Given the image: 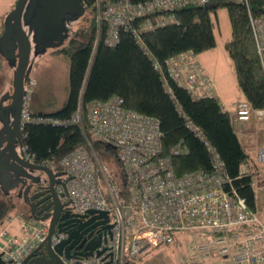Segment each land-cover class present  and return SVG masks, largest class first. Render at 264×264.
<instances>
[{"label":"built area","instance_id":"built-area-1","mask_svg":"<svg viewBox=\"0 0 264 264\" xmlns=\"http://www.w3.org/2000/svg\"><path fill=\"white\" fill-rule=\"evenodd\" d=\"M182 5L180 0H152L145 5L121 0L115 11L110 8L102 12L108 18V43L115 44L118 28H128L127 22L135 17L149 16L160 10L171 11ZM251 26L264 76V14L252 16ZM167 69L169 77L192 92L195 98L215 95L213 81L192 52L174 56L167 62ZM30 95L28 86L24 123L33 120L27 107ZM85 107L86 118L95 126L90 134H85L86 147L76 148L59 161L66 176L65 186L59 192L71 200L70 209L75 214L104 211L109 221L92 228L82 238L88 243L100 237L102 243L93 250L92 256L68 259L62 253L61 264H126L145 248L171 245L185 232L208 234L210 242L197 248L203 260L217 263L220 259L219 264H264V218L261 212L251 211L232 188L224 162L199 130L192 127L209 147L212 170L201 169L178 176L172 156L181 153V148L173 147L167 155L164 153L161 126L156 117L128 109L120 96L96 100ZM235 111L241 122L264 118V109L253 110L245 100ZM71 122L81 127L85 125L83 107ZM97 123H101V127H97ZM91 138L114 151L123 187L113 182L108 164L94 152ZM23 150L30 159L34 158L25 145ZM258 156L264 161V148ZM92 225L94 222L89 227ZM21 230L23 236L6 229L1 233L6 238L1 249L6 264H23L35 249L46 243L49 223L23 218ZM68 237L69 232L57 230L51 237V248L56 249ZM82 250L83 247L78 251ZM40 251L44 249L39 250L38 255H45Z\"/></svg>","mask_w":264,"mask_h":264},{"label":"trees","instance_id":"trees-1","mask_svg":"<svg viewBox=\"0 0 264 264\" xmlns=\"http://www.w3.org/2000/svg\"><path fill=\"white\" fill-rule=\"evenodd\" d=\"M120 1L84 0L91 10L90 26L82 28L68 47L62 49L71 62L66 102L50 111L33 98L35 88L30 95L27 107L33 120L23 129L29 154L40 164L46 162L60 168L62 158L88 145L82 127L71 122L78 109L83 107L86 123L85 106L89 102L120 96L128 109L158 118L166 155L173 147L181 148V153L172 156L178 176L212 170L209 147L192 127L199 130L224 162L232 188L251 211H256L258 201L253 189L256 172L244 173L241 168L250 163V156L242 145L233 116L223 110L214 96L195 98L192 92L179 86L169 77L167 62L180 54L197 55L215 48L213 17L217 22L218 10L225 9L232 25V38L225 43L226 50L233 60L239 87L253 109H264V76L251 26L252 16L264 14V0H180L183 5L171 12L160 10L147 17L138 16L127 22L128 28L120 26L116 43L110 46L104 11L110 7L115 11ZM128 1L145 5L152 0ZM98 8L101 18L96 14ZM1 73L0 65V76ZM94 142L93 148L102 161L109 164L110 157L114 159L120 179L121 168L114 151L100 140ZM113 182L119 185L116 177ZM17 206L13 195H6L0 186V228ZM131 261L126 264H132ZM0 264H6L2 250Z\"/></svg>","mask_w":264,"mask_h":264},{"label":"water","instance_id":"water-1","mask_svg":"<svg viewBox=\"0 0 264 264\" xmlns=\"http://www.w3.org/2000/svg\"><path fill=\"white\" fill-rule=\"evenodd\" d=\"M28 0H18L12 12L6 18L4 32L0 36V54L7 61L8 65L14 67L13 92H6L0 97V186L6 195H10L13 190L19 188V198H23L26 203H30V211L33 220L49 222V236L46 243L40 245L35 251L24 260L23 264H61L60 255L64 253L66 257L92 256L94 249L101 245V239H92L86 243L82 240L84 235L92 228L109 221L107 212L90 210L85 215L67 214L61 215L63 208L71 203L65 200L64 193L57 189H47L49 192L44 201L39 214L36 209L44 201L35 200L41 194L31 195V186L27 185L28 180L34 178V172L45 173L54 182L59 173L46 164H38L31 161L23 150L24 132L22 121L23 107L27 96V85L32 80L31 62L32 54L36 56L45 53L49 48L60 49L65 44L67 29L64 26L66 15L80 18L86 11L84 0H39L40 12L37 14L35 27L30 25L29 32L23 27L25 6ZM32 11H29V16ZM24 18V19H23ZM25 25H28L26 19ZM35 30V36L31 39V34ZM33 43L35 46H33ZM33 52V53H32ZM20 147V151L17 149ZM39 181V179H38ZM35 184H38L34 182ZM45 213V214H44ZM43 214V217H41ZM86 219L87 221L83 222ZM99 222L95 223L96 221ZM91 227L82 230V225ZM80 225L78 226V224ZM69 232V237L58 245L56 249L51 248V237L56 231ZM86 243V246H84ZM83 250L71 253L72 249ZM45 248L46 255H38V251Z\"/></svg>","mask_w":264,"mask_h":264},{"label":"rangeland","instance_id":"rangeland-1","mask_svg":"<svg viewBox=\"0 0 264 264\" xmlns=\"http://www.w3.org/2000/svg\"><path fill=\"white\" fill-rule=\"evenodd\" d=\"M18 0H0V34L2 33L3 27V19L5 13H9L13 10V6L16 4ZM103 1V0H102ZM102 4V3H101ZM106 6V5H105ZM104 6L101 7L103 9ZM111 8V7H110ZM109 8V9H110ZM108 9V10H109ZM99 8L97 9V13H99ZM218 20L215 21L213 17V22H215L214 26V33L216 35V47L213 49H209L205 52L200 54V63L202 67L205 69L206 74L209 76V79L213 81L214 87L216 90L215 95L217 96V84L226 95L222 97L224 104L227 101H231L232 99L241 98L243 100V91L239 87L238 80L236 78V70L233 63V60L230 55H228L226 50V42L232 38V25L229 19V14L225 9L218 10ZM91 10L87 8V13L85 16L74 23L70 24V36L68 41L66 42L64 48L68 47L71 42L72 38H76L75 36L77 33L82 30V28H86L90 26V13ZM3 15V16H2ZM2 16V17H1ZM93 16V15H92ZM92 18V17H91ZM63 49V48H62ZM62 49H51L47 50L43 54H39L38 56L35 53L32 54L31 62L33 64V69L31 71L32 75V82L29 87H31V94L33 89L35 88V95L34 99L36 101H41L44 106H47V109L52 110L53 105H58L56 107L60 108L67 100L68 93H69V70L70 64L68 56L62 51ZM0 65H1V76H0V96L5 94V87L8 82L13 83L14 79V71L13 69L7 68V62L1 57L0 58ZM10 66V65H9ZM4 70V72H3ZM7 70L8 73L6 72ZM217 75L216 77L220 78L219 83L214 79L213 76ZM10 92L12 93L14 87L12 84L9 86ZM240 102L237 103V105ZM248 122H254L257 125L263 126L264 133V118L257 119L251 118ZM236 123V129L239 136L243 135L240 133V129L238 128L241 126L239 122ZM245 124V123H244ZM248 124V123H247ZM257 133L256 138L257 140L261 141L259 130H256ZM264 142V135L262 136ZM95 141V140H94ZM92 140V143L94 142ZM254 146H263L264 144L256 143ZM96 152V151H94ZM97 153V152H96ZM99 156V153H97ZM105 160V159H104ZM114 159L110 157L109 159V170L112 173V177L115 179L117 184L120 185V179L117 176V167L115 166ZM104 162V161H103ZM106 162V160H105ZM112 165V166H111ZM111 167V168H110ZM120 167V166H119ZM255 179V178H254ZM256 180L255 189L258 190L256 193L257 201L259 202V211L257 207V212H261L264 218V177L262 180ZM13 197L17 200V195L13 194ZM14 199V200H15ZM18 204L23 206V203H20L19 200ZM18 208V206L16 207ZM13 213V212H12ZM11 213V214H12ZM25 214H29L27 211ZM8 217L13 218L14 216L9 215ZM30 221V220H29ZM35 221V220H34ZM171 245L168 244H160L158 247H148L142 250L140 253L137 254L136 257L132 258L131 263L134 264H219L220 259L218 262L215 263L214 260H203L202 256L198 252V246L204 245V243L210 242L208 234L205 232H185L181 233Z\"/></svg>","mask_w":264,"mask_h":264},{"label":"crops","instance_id":"crops-1","mask_svg":"<svg viewBox=\"0 0 264 264\" xmlns=\"http://www.w3.org/2000/svg\"><path fill=\"white\" fill-rule=\"evenodd\" d=\"M6 14L7 13H5L3 15L5 16ZM200 54H197L199 62H200V60L202 61V59L200 58ZM10 67L11 66L7 65V68L11 69ZM8 71L9 70H7L6 72L8 73ZM216 76L217 75H215L213 77L219 83L220 78L216 77ZM237 80H238V78H237ZM5 84H6V87H5V91L4 92H10L9 91L10 90L9 86L12 84V80H11V82H8V83H5ZM216 86H217V90H218L217 91L218 95L216 96V99L222 105L223 110L229 112L233 116L235 114L234 110H235V108L237 106V103L240 102V101H243V100L241 98L232 99L231 101H227L226 104H224L225 101H223L222 97L224 95H226V94L222 90H220V87L218 86V84ZM243 96H244L243 99H245L244 93H243ZM56 106H58V105H53L52 106V110L58 109V107H56ZM43 107H42L43 109H45V108L47 109L48 108L47 106H43ZM48 110H50V109H48ZM52 110H50V111H52ZM235 122H238V121L235 120ZM239 123L241 124V126H239L238 128L239 129L241 128V129L244 130L243 132H240V133L243 134V135L240 136V140L242 142V145H244V148L246 149L247 153L250 156V163L243 164L241 166V168H242L244 173L251 172V171L256 172V175H254V178L257 179V180L258 179L262 180L263 177H264V161L259 159L258 152H259V150L263 149V148H261L263 146H261V147L256 146L255 147L254 144H256V143L264 144L263 139H262V136L264 135V133H262L263 132V126L262 125H257L254 122H252V124H251V122H248V124L247 123L242 124L241 122H239ZM256 130H259L261 141H259V139L257 140V138H256V135H257V133H255ZM251 162L253 164H251ZM255 182H256V180H254V188H255V185H256ZM257 191L258 190H256V193H257ZM17 200H16V202L18 204ZM19 202H20V200H19ZM257 207H258V211H259V202H257ZM12 212L13 213L11 215L14 216V217L12 219H11V217H7L5 222H4L5 224L3 225V227L0 228V251H1L2 247H3L2 245L5 244V242H6L5 236L1 235V233L3 232L4 229L9 231L10 233H14V234H18L20 236H23V232L21 230V221L23 220V218H27V217H25V213L27 212L26 211V207L24 208L23 206L18 204V208H15ZM9 219H11V221Z\"/></svg>","mask_w":264,"mask_h":264},{"label":"flooded vegetation","instance_id":"flooded-vegetation-1","mask_svg":"<svg viewBox=\"0 0 264 264\" xmlns=\"http://www.w3.org/2000/svg\"><path fill=\"white\" fill-rule=\"evenodd\" d=\"M39 0H28V2H27V4H26V6H25V12H24V15H25V19H26V21H27V23H28V25H25V19L23 20V27H24V29L25 30H27L28 32L30 31L29 30V28H30V25L34 28L35 27V22H36V18L35 17H37V14L40 12V7H39ZM15 6V5H14ZM14 6H13V9H14ZM87 6H86V11H85V13L80 17V18H77V17H75V16H72V15H66L65 16V20H64V26H65V28L67 29V33H66V38H65V44H66V42L68 41V38H69V34H70V31H71V28H70V24L71 23H74V22H77V21H79V20H81L84 16H85V14L87 13ZM13 11V10H12ZM11 11V12H12ZM29 11L31 12L32 11V14L29 16ZM10 13V12H9ZM9 13H7L6 15H5V17H4V21H3V27H2V33L0 34V36L3 34V30H4V25H5V22H6V18H7V16H8V14ZM33 30V29H32ZM33 36H35V30H33V32H32V34H31V39L33 38ZM71 43V42H70ZM65 44L63 45V46H61L60 48L62 49L64 46H65ZM33 46H35V44L33 43ZM51 49H56V48H51ZM49 50V49H48ZM2 57V55L0 54V58ZM3 58V57H2ZM4 59V58H3ZM5 60V59H4ZM6 61V60H5ZM7 62V61H6ZM12 69H13V71H15V69H14V67H11ZM24 127V126H23ZM24 145H25V143H24ZM24 147V146H23ZM22 147V148H23ZM17 149L20 151V147H17ZM34 159V158H33ZM31 161H33V160H31ZM34 161L35 162H37L35 159H34ZM38 163V162H37ZM38 164H40V163H38ZM43 164H46V162L45 163H43ZM43 164H41V165H43ZM47 165V164H46ZM52 168V167H51ZM53 169V171L57 174V173H59V175H57L56 177H55V180H54V182H52V180H50L47 176H46V174L43 172V173H41V172H34L33 173V176H34V178L31 180H28V182H27V185H30L31 186V188H32V190H31V195H33L34 193H36V194H41V195H39V197L37 198V200H35V202L37 203L38 201H41V200H45V198L47 197V195L49 194V192H44V191H46L47 189H49V188H51L50 186H52V190L53 189H57L58 191H60L61 192V188L63 187V186H65V181H66V176H65V172L63 171V170H61V169H59V168H52ZM38 179H39V181H38ZM34 182H36V183H38V184H35ZM20 187H21V185H20ZM19 187V188H20ZM16 189V190H13L12 191V193L13 194H16L17 195V199L18 200H20V202L21 203H23V205L26 207V211H28L29 213H30V216L31 215H35V214H32V212L30 211V209H31V207H30V203H26L24 200H23V198L21 197V198H19V192H20V189ZM64 188V187H63ZM12 193H11V195H12ZM62 194V193H61ZM64 198H65V195H64ZM65 200L67 201V200H69L68 198H65ZM48 201L46 200V201H44V203L43 204H39L38 205V207H37V209L35 210L36 211V214H39V212H41L40 211V209H41V207L42 206H45V203H47ZM64 210H63V212H62V214L61 215H64V214H67V212H71L72 214H75L74 212H72V209H70V204L69 205H67V206H65L64 208H63ZM45 214V213H44ZM41 217H43V214H41ZM83 222H85L84 220H83ZM80 225V223L78 224V226ZM90 226V225H89ZM89 226H86V225H82V230H85V229H87ZM71 252H76V253H78L79 251L78 250H76V251H73V250H71ZM40 253L41 254H43L44 252H42V251H40Z\"/></svg>","mask_w":264,"mask_h":264},{"label":"bare ground","instance_id":"bare-ground-1","mask_svg":"<svg viewBox=\"0 0 264 264\" xmlns=\"http://www.w3.org/2000/svg\"><path fill=\"white\" fill-rule=\"evenodd\" d=\"M145 17H147V16H145ZM106 36H107V34H106ZM106 39H107V41H108V38L106 37ZM109 44V43H108ZM110 45V44H109ZM114 44H111L110 46H113ZM93 102H95V101H93ZM90 103H92V102H89L88 104H90ZM253 109V108H252ZM255 109H257V108H255ZM255 109H253V110H255ZM79 110V109H78ZM77 113V112H76ZM75 113V114H76ZM143 114V113H142ZM145 115V114H144ZM149 116V115H148ZM152 117V116H151ZM158 119V118H157ZM94 124H91L90 125V122H89V120L87 119V122L85 123V125L81 128L82 130H83V132H84V135L86 134H89L90 133V130H93V128H94ZM97 127L99 126V127H101V123H97V125H96ZM195 131V130H194ZM196 132V131H195ZM197 133V132H196ZM163 139V138H162ZM162 145H163V140H162ZM120 177H121V175H120Z\"/></svg>","mask_w":264,"mask_h":264}]
</instances>
